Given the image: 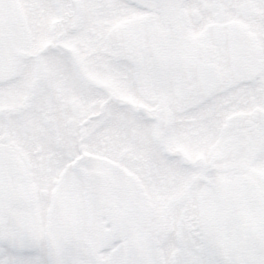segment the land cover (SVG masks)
<instances>
[{
	"label": "snow or ice",
	"instance_id": "snow-or-ice-1",
	"mask_svg": "<svg viewBox=\"0 0 264 264\" xmlns=\"http://www.w3.org/2000/svg\"><path fill=\"white\" fill-rule=\"evenodd\" d=\"M0 264H264V0H0Z\"/></svg>",
	"mask_w": 264,
	"mask_h": 264
}]
</instances>
